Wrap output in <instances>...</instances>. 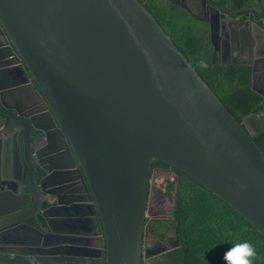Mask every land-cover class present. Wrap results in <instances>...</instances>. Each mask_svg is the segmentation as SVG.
<instances>
[{"label":"water","instance_id":"95a60500","mask_svg":"<svg viewBox=\"0 0 264 264\" xmlns=\"http://www.w3.org/2000/svg\"><path fill=\"white\" fill-rule=\"evenodd\" d=\"M262 132L139 0H0V264H142L154 160L176 172L170 219L178 169L264 235ZM154 218L143 264H183Z\"/></svg>","mask_w":264,"mask_h":264},{"label":"trees","instance_id":"16d2710c","mask_svg":"<svg viewBox=\"0 0 264 264\" xmlns=\"http://www.w3.org/2000/svg\"><path fill=\"white\" fill-rule=\"evenodd\" d=\"M139 1L239 122L250 112L264 113V98L251 88V68L221 62L207 27L168 0ZM249 4L250 0H233L231 6L240 13H249ZM253 139L264 151V132ZM155 166L172 168L161 160H154L152 167ZM176 171L180 174V183L172 223L184 248L183 264H226L223 254L237 239L251 242L256 249L253 264H263L264 235L200 182L183 171ZM175 173L159 184L164 197L173 198Z\"/></svg>","mask_w":264,"mask_h":264},{"label":"flooded vegetation","instance_id":"af4514ba","mask_svg":"<svg viewBox=\"0 0 264 264\" xmlns=\"http://www.w3.org/2000/svg\"><path fill=\"white\" fill-rule=\"evenodd\" d=\"M168 1L180 10L186 11L201 25L207 27L209 38L211 36L210 22H212L215 36V46H212L220 61L227 63L236 61L237 64L249 66L251 68V85L252 69L254 68V87L264 92V9L261 8L257 0H250V4L247 6L250 10L249 13H240L237 9H234L231 6L233 0H226L225 2L223 0ZM194 15L199 16L202 20L195 18ZM247 62L251 64H247ZM262 97L264 98V96ZM54 142L52 140L51 143ZM56 144L57 142L53 145ZM155 167L158 169L155 175L158 171L174 172L173 168ZM162 190L163 188L156 186L154 181L150 193V207L144 222L146 230L143 245L148 254L163 247V243L157 239L153 232V228L157 225L156 222L149 220L150 218L155 219V215L158 218L166 219L163 222L164 225H167L166 230L169 231V239L166 243L171 245L175 242V234L172 235L175 232L173 231V219H170L169 216L171 207L167 210L165 207L167 206L165 201L170 197H164ZM144 250L142 249V264L145 260ZM146 252L144 251V253Z\"/></svg>","mask_w":264,"mask_h":264},{"label":"clouds","instance_id":"9594fccd","mask_svg":"<svg viewBox=\"0 0 264 264\" xmlns=\"http://www.w3.org/2000/svg\"><path fill=\"white\" fill-rule=\"evenodd\" d=\"M256 249L248 240L237 239L223 254L226 264H253Z\"/></svg>","mask_w":264,"mask_h":264},{"label":"rangeland","instance_id":"374dc122","mask_svg":"<svg viewBox=\"0 0 264 264\" xmlns=\"http://www.w3.org/2000/svg\"><path fill=\"white\" fill-rule=\"evenodd\" d=\"M173 175L174 174L172 172H170V171H160V172L158 171L157 174L155 175V184H156V186H160L159 184L162 183L164 181V179L172 178ZM165 203L167 205V206H165L166 210H167V209H169L172 206V199L171 198H167ZM172 235H174V232H173Z\"/></svg>","mask_w":264,"mask_h":264}]
</instances>
